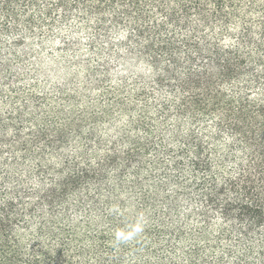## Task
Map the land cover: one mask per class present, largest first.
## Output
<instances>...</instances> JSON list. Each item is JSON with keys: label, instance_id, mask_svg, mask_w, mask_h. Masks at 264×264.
Here are the masks:
<instances>
[{"label": "trees", "instance_id": "trees-1", "mask_svg": "<svg viewBox=\"0 0 264 264\" xmlns=\"http://www.w3.org/2000/svg\"><path fill=\"white\" fill-rule=\"evenodd\" d=\"M0 264H264V0H0Z\"/></svg>", "mask_w": 264, "mask_h": 264}, {"label": "clouds", "instance_id": "clouds-1", "mask_svg": "<svg viewBox=\"0 0 264 264\" xmlns=\"http://www.w3.org/2000/svg\"><path fill=\"white\" fill-rule=\"evenodd\" d=\"M143 231V222L138 220L135 224L127 226L126 229L115 231V241L117 244H126L134 240Z\"/></svg>", "mask_w": 264, "mask_h": 264}, {"label": "rangeland", "instance_id": "rangeland-1", "mask_svg": "<svg viewBox=\"0 0 264 264\" xmlns=\"http://www.w3.org/2000/svg\"><path fill=\"white\" fill-rule=\"evenodd\" d=\"M47 63V62H46ZM71 73H69V72H66V71H63V72H61V71H57L56 72V74H55V70H53L52 72H51V76H49L48 78H50V85L49 86H51V85H56L57 83H61V84H64V83H66L68 80H70L71 79ZM42 79H46V78H44V77H41Z\"/></svg>", "mask_w": 264, "mask_h": 264}]
</instances>
